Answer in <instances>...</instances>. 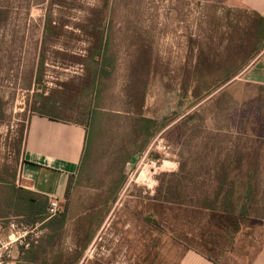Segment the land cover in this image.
Wrapping results in <instances>:
<instances>
[{
	"label": "rangeland",
	"instance_id": "374dc122",
	"mask_svg": "<svg viewBox=\"0 0 264 264\" xmlns=\"http://www.w3.org/2000/svg\"><path fill=\"white\" fill-rule=\"evenodd\" d=\"M0 9L7 15L0 29V168L21 185L23 147L19 155L16 145L44 99H57L63 118L87 126L67 215L71 246L96 242L83 264L99 259L102 243L115 247L117 235L129 248L128 264L132 234L134 264H172L184 249L176 240H210L205 212L184 205L210 189L216 163L227 158L256 153L264 175V86L238 75L196 100L183 85L196 74L213 79L228 63L247 68L248 17L227 0H0ZM96 59L107 64L95 81ZM143 117L168 126L149 139ZM262 248L264 219H256L232 246L207 252L220 264H250ZM79 256L71 264L81 263Z\"/></svg>",
	"mask_w": 264,
	"mask_h": 264
},
{
	"label": "trees",
	"instance_id": "16d2710c",
	"mask_svg": "<svg viewBox=\"0 0 264 264\" xmlns=\"http://www.w3.org/2000/svg\"><path fill=\"white\" fill-rule=\"evenodd\" d=\"M237 12H242L248 17L246 32L250 38L248 48L250 47L251 51L248 59H252V62L253 59L264 52V16L249 10H237ZM6 17V13L0 9V29L5 23ZM94 28L98 29V26L95 25ZM46 30H50V24H47ZM97 56L103 57L101 49L98 51ZM44 61V58L41 59V65L44 64ZM251 62L247 65L249 66ZM106 64V59H96L98 71L95 72V81L99 75L105 73ZM242 67L241 65L228 63L223 68L224 72L213 79L198 74L189 77L184 81L183 85L185 94H191V98L193 97L196 100L203 99L237 77L243 71ZM41 74L42 71H39V81ZM58 111H60L58 100L47 98L44 99L43 109L35 111L33 115L38 114L53 120L73 121L63 118ZM195 115L196 113L187 115L184 118L189 120ZM143 123L149 139L168 126L167 122L150 117H143ZM80 124L86 126L84 123ZM25 138L26 135L24 138L21 136L20 141L16 145L19 155L25 144ZM231 167L234 170L231 171ZM215 169L211 176L213 184L210 189H204L199 192V195H196L198 204L201 203L204 210H208V212L205 211L206 228L208 230L206 236L210 240L215 237L220 239L219 243H215L205 238L204 235L201 237L206 256L210 260H214V256L207 251H216L217 247L219 250H225L227 245L228 247L232 246V243L243 228L248 227L256 219H264V204L262 203L264 200V175L259 156L256 153H252L248 159L239 157L231 161L227 158L221 163H216ZM238 170L239 172L236 173ZM16 179V173L0 168V220L5 223L4 220L10 218L9 216H13L20 225L42 223V229L45 230L37 241L31 242L28 249H19V259L25 264L73 263L71 258L62 259V255L59 254L51 255L53 261L51 260L52 262H50V258L47 257L46 259V255L50 253L49 244L52 245L55 242V239L58 238L57 235L62 232L66 225L75 176L69 179L65 201L60 203V212L50 219H48V207L51 198L22 187L17 183ZM120 187L121 185L119 184L114 192L112 202H116V193Z\"/></svg>",
	"mask_w": 264,
	"mask_h": 264
},
{
	"label": "crops",
	"instance_id": "0c3cea01",
	"mask_svg": "<svg viewBox=\"0 0 264 264\" xmlns=\"http://www.w3.org/2000/svg\"><path fill=\"white\" fill-rule=\"evenodd\" d=\"M227 3L237 10L255 11L264 16V0H227ZM239 79L264 86V52L239 74ZM88 140L89 131L86 126L79 122L53 120L38 114L33 115L29 121L22 151L21 186L44 194L49 198H57L60 203H63L69 179L78 175L85 158ZM184 206L208 212L197 201L195 204ZM67 218L64 229L57 235L58 238L55 239V242L52 245L49 244L48 249L51 255L59 254L64 257L68 256V258L81 255L84 258L78 264H83L87 256L96 250L93 246L96 242L94 244L91 242L85 248L74 246V244L71 246V240L73 241L71 216L69 215ZM106 225L103 223L102 228H105ZM98 238L102 242L103 236L101 235ZM128 240L132 244L128 256L131 255V263L134 264L132 257H134L133 255L137 256L138 246L133 247V234L131 239ZM135 240H138V238L136 237ZM176 241L184 249L181 250L172 264H220L215 257L214 260L207 258L202 242L198 244V241H200L198 238H195L193 244L187 241L182 242L179 239ZM124 244L122 237L117 235L115 237V247H112V244H109L110 247H108L102 243L98 251L99 259L94 261L89 259L85 264H108L106 258L109 255L115 257V264H128V261L123 263L129 251V248ZM250 264H264L263 248Z\"/></svg>",
	"mask_w": 264,
	"mask_h": 264
},
{
	"label": "built area",
	"instance_id": "2783aa9c",
	"mask_svg": "<svg viewBox=\"0 0 264 264\" xmlns=\"http://www.w3.org/2000/svg\"><path fill=\"white\" fill-rule=\"evenodd\" d=\"M162 141L158 144L161 147ZM165 149V147H163ZM60 212V202L57 198L50 199L48 219ZM6 226L0 220V264H20L18 251L28 249L32 241H37L43 234L42 223L36 225H20L16 219H8Z\"/></svg>",
	"mask_w": 264,
	"mask_h": 264
}]
</instances>
